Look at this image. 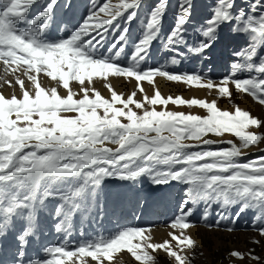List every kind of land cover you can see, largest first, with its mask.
<instances>
[{"label": "snow or ice", "instance_id": "6c2138e0", "mask_svg": "<svg viewBox=\"0 0 264 264\" xmlns=\"http://www.w3.org/2000/svg\"><path fill=\"white\" fill-rule=\"evenodd\" d=\"M39 2L0 0V63L6 71H22L31 83V89H27L17 77L15 82L22 95L8 98L0 94V233L12 226L14 220L23 221L24 227L17 235L23 256L28 237L34 234L37 210L47 200L59 201L54 211L63 219L56 224V231H66L65 225L75 213L88 210L89 200L96 197L105 178L137 181L147 176L155 185L175 181L186 188L179 214L168 225L179 233H168L174 246L169 240L152 243L151 236L146 235L149 229L125 227L77 245L46 246L44 258L30 259L28 264H88V258L95 264H104L125 250L138 264H156L149 250H163L174 259V264H190L182 254L196 246L186 234L187 229L195 226L188 219L193 211L188 207L190 203L202 200L210 207L212 202H220L221 216L225 208L240 203L233 223L247 208L259 209L264 216V155L240 162L244 150L264 141V133L249 131L264 128V121L239 107L224 111L215 100L209 103L195 98H163L158 90L151 97L144 95L143 101L134 99L137 91L144 92L142 81L154 86V79L163 77L191 87L215 89L217 98L230 97L231 85L264 106V78H260L264 75V56L258 65L251 62L258 47L264 46V11L258 16L243 9L234 12L236 0H217L199 29L202 39L193 47L187 45L184 36V26L191 17V0H179L174 24L164 40V47L175 53L171 63H178L177 57L184 55L182 46L194 55L212 48L225 24L234 23V32L250 38L246 48L234 53L238 62L232 64L233 71L216 82L199 73H170L163 66L141 70L149 47L161 33L168 0H157L142 21V37L134 44L127 66L116 60L124 51L128 25L137 17L141 0H103L89 10L79 27L56 40L47 39L46 34L59 0H48L39 12L30 15L33 5ZM260 7L253 0L251 12ZM118 18L124 20L123 28L118 23L113 27ZM109 33L115 36L107 48L111 55H99ZM243 69L260 75L237 78V71ZM41 74L57 81L67 94L60 95L56 87H42ZM109 77L132 78L137 91L124 99L106 83L111 99H105L91 85L96 79L107 81ZM72 82L80 85L79 92L73 91ZM169 104L197 106L207 115L156 110L157 105ZM209 134L217 138L230 134L239 144L209 139ZM219 144L228 147H212ZM206 227L219 228L220 221ZM253 228L264 237V227H257L254 222ZM230 255L244 258L236 251ZM248 255L251 260H259L251 253Z\"/></svg>", "mask_w": 264, "mask_h": 264}, {"label": "rangeland", "instance_id": "374dc122", "mask_svg": "<svg viewBox=\"0 0 264 264\" xmlns=\"http://www.w3.org/2000/svg\"><path fill=\"white\" fill-rule=\"evenodd\" d=\"M47 2L48 0H40L38 4L33 5L30 15H35L39 12ZM102 2L103 0H59L46 34L47 39L56 40L61 36L67 37L70 31L79 27L84 18L88 16L89 10ZM113 2H116V0H113ZM255 2L262 5L255 13H252L250 9L253 0H236V7L233 11L243 9L246 13L258 16L261 11H264V0H255ZM156 3L157 0H141L137 17L128 25L129 31L127 33V42L124 51L117 58L116 63L127 66L128 58L132 54L134 44L142 37L144 27L142 21L145 20ZM216 3L217 0H191V17L189 22L184 26V36L188 46H198L199 40L202 39L199 34V29L211 15ZM178 4L179 0H168L161 33L159 34V38L153 41L149 47L146 60L140 65L141 70L163 66L170 73H199L202 76H207L213 81L218 82L224 76L229 75L233 71L232 64L238 62L234 53L246 48L250 42L248 43L244 40L242 33L233 31L234 23L225 24L220 28L216 42L212 48L203 54L194 55L188 52L187 46H182L180 50L182 52L185 51V54L182 57H177L178 64L171 63L175 53L164 48V40L174 24V18L178 12ZM117 23L121 25V28L124 27L123 19L118 18L114 21L113 27ZM115 35H119V32H116ZM114 39L115 36L109 33L106 43L103 48L99 49L98 54L111 55L107 52V48ZM114 52L115 50H113L112 54ZM257 53L251 62L258 65L260 57L264 56V46H259ZM239 62L243 63L244 61L240 60ZM252 75L260 74H257L254 70L247 69L237 71V78H248ZM17 77L23 80L24 83L28 82L22 71L13 73L10 70L6 71L5 68H2L0 72V94L8 98L13 94L20 97L22 95L20 86L15 82ZM260 78H264V75H260ZM44 80L48 84L41 82L42 87L46 89L56 87L60 95L67 94L65 89L59 87L57 81H52L47 77ZM8 82H11V86ZM106 83L110 84L112 89L117 94L122 95L124 99L132 94V92L137 91L136 81L132 78L109 77L107 81L100 79L94 80L91 87L95 88L105 99H111V93L105 87ZM165 84L170 85V88H164V91L161 92L163 98H175L186 95L189 96L187 97L188 99L184 98L186 101L195 98L210 103L215 100L220 110L230 112L234 111L238 106L243 107L242 96L245 95L246 98L253 102L252 104L246 103L251 109L245 111L251 112L253 117L264 121V106L257 104L245 93L237 92L234 86L230 85V97L220 96L217 98L219 94L215 89L210 91L206 88L191 87L182 82L168 80H166ZM85 86H88L87 82ZM71 87L73 91L79 92L80 85L78 83L72 82ZM116 87L119 88V91H116ZM141 87L144 89V92L140 93L137 91V95L134 97L138 101H143L144 95L151 97L156 91L155 83L153 86V84H149L147 81H142ZM175 91L177 94H174ZM89 95H91V92ZM80 96H82V93L76 98H80ZM169 105L175 107L176 112L199 115L201 117L207 115L205 110L197 106H189L187 104L179 106ZM228 105H232V107L226 108ZM117 106L119 107V105ZM160 106L162 105L155 106L157 111H170L167 107L168 105L162 106L163 108ZM145 107L149 108L148 105H145ZM133 109L138 114H142V110L135 109L134 106ZM149 110L151 109L149 108ZM242 110L244 109L242 108ZM249 131L264 133V128H252ZM207 138L223 141L232 140L239 144V141L230 134H225L221 138L209 134ZM226 145L219 144L213 145L212 147H228ZM105 146L116 147L115 145L109 144ZM245 151L240 158V162L253 160L264 155V141H261L258 146L250 147ZM115 179L105 178L103 180L97 190L96 197L89 200L88 210L83 213H75L67 221L65 225L66 231H56V224L59 223L60 219H63V217H57L54 211L59 201L54 199L47 200L45 206L37 210L33 224L34 234L28 237V245L26 244L23 249V256L20 255L21 249L18 246L19 241L17 240V235L24 227V222L19 219L14 220L12 226L5 232H2V234L0 233V237H6L12 231L11 234L14 236L13 243L18 242L16 245L17 249H14L12 255L13 264H18L19 261H22L23 264H28V261L33 258L43 259V248L46 246L63 245L65 243L69 246L77 245L82 241L90 240L99 235H110L125 227L149 229L146 235L151 236L152 243H163L165 240L170 241L169 232L175 231L176 234H179L177 230H173L168 225L179 214V206L185 199L184 189L186 185L179 184L175 181H171L168 184L155 185L147 176H142L137 181H122L121 183H117ZM188 207L193 209L188 219L195 226L187 229L186 234L195 241L196 246L194 249H186L182 254L187 256L190 264H264V237L260 236L259 232L253 228L254 222L257 227H264V216H262L259 209L247 208L233 223L235 214L241 207L240 203H235L225 208L223 210V216L218 215V212L221 211L220 202L214 201L210 207H207L206 203L201 200L195 204L190 203ZM217 220L220 221L219 228L213 227L209 229L206 227V224L215 225ZM228 228H232L233 230L227 231L226 229ZM254 241L259 242L254 243ZM170 243L173 246L175 245L174 241H170ZM149 251L153 255L156 264H174V259L168 257L163 250H157L156 252ZM233 251L242 253L244 258L232 257L230 253ZM249 253L259 257V260H251L248 255ZM88 264H95V262L91 261V258H88ZM104 264H138V262L125 250L114 254L111 261L105 260Z\"/></svg>", "mask_w": 264, "mask_h": 264}, {"label": "bare ground", "instance_id": "6f19581e", "mask_svg": "<svg viewBox=\"0 0 264 264\" xmlns=\"http://www.w3.org/2000/svg\"><path fill=\"white\" fill-rule=\"evenodd\" d=\"M175 12V11H174ZM196 19V18H195ZM192 21V20H191ZM201 22V21H200ZM201 24V23H200ZM196 27V26H195ZM200 27V26H199ZM197 29H199L198 27H197ZM189 30V29H188ZM187 32V31H186ZM191 33V32H190ZM192 34V33H191ZM188 35V34H187ZM243 36H244V40H246L248 43L249 42H251L250 41V38L247 36V35H245V34H242ZM202 38V37H201ZM190 43V42H189ZM194 44V43H193ZM192 45V44H191ZM195 47V46H194ZM165 48V47H164ZM166 49V48H165ZM167 50V49H166ZM184 51V50H183ZM168 52V51H167ZM185 52V51H184ZM164 53V52H163ZM185 54V53H184ZM162 55V54H161ZM167 55V54H166ZM174 55V54H173ZM188 56V55H187ZM164 57V56H163ZM169 57V56H168ZM185 57V56H184ZM170 60V59H169ZM181 60V59H180ZM196 61V60H195ZM176 64H178V63H176ZM2 68L4 69L5 67H3V64L2 63H0V72L2 71ZM208 75V74H207ZM44 76L43 75H41L40 77H39V79H42V80H40L42 83H46V84H48L45 80H44ZM166 78H163V77H156L155 79H154V83H155V85H156V90H158L159 92H160V94H161V96H162V91H164V88H170V85H166L165 83H166ZM0 81H1V79H0ZM131 85H132V83H131ZM24 87L25 88H27V89H31V83L28 81V82H25L24 83ZM116 89V91H119V88L118 87H116L115 88ZM174 94H177V92L175 91L174 92ZM163 97V96H162ZM179 97H182L183 99L184 98H186V99H188L187 97H189V96H186V95H181V96H179ZM242 100H243V109L244 110H250L251 108H249L248 107V105L246 104V103H248V104H252L253 102L251 101V100H249L248 98H246V96L245 95H243L242 96ZM161 108H163L162 106H160ZM168 108H169V110L170 111H175L176 109H175V107H173V106H171V105H168L167 106ZM229 107H232V105H228V106H226V108H229ZM241 110H242V108L240 107V106H238ZM157 110V109H156ZM250 114H251V116H253L252 115V113L250 112ZM214 140V139H213ZM222 146V145H221ZM225 146V145H224ZM227 146V145H226ZM245 151V150H244ZM246 152V151H245ZM244 152V153H245ZM114 181V180H113ZM115 181L117 182V183H121L122 182V180H119V179H115ZM11 232L12 231H10V233L9 234H7V236L6 237H0V264H13V259H12V255H13V251H14V249L16 248V245L18 244V242H14L13 243V240H14V236H12V234H11ZM18 232V231H17ZM20 232V231H19ZM2 234V233H1ZM14 235V234H13ZM5 236V235H4ZM30 237V236H29ZM16 238V237H15ZM46 238H47V236H46ZM36 241V240H35ZM55 241V240H54ZM49 242H51L50 240H49ZM32 244V243H31ZM28 245V244H27ZM19 246V245H18ZM35 249H37L36 247H34ZM33 248V249H34ZM17 249V248H16ZM32 249V250H33ZM30 251V250H29ZM38 251H39V249H38ZM35 253V252H34ZM39 254V253H38ZM37 255V254H36ZM41 255V254H40ZM35 256V255H34ZM42 256H43V254H42ZM31 258V257H30ZM21 260V259H20ZM15 264V263H14Z\"/></svg>", "mask_w": 264, "mask_h": 264}]
</instances>
